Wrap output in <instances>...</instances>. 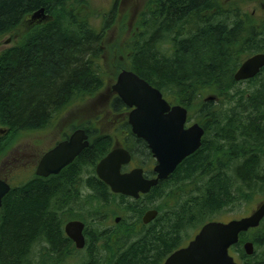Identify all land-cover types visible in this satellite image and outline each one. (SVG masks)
<instances>
[{"label": "trees", "instance_id": "trees-1", "mask_svg": "<svg viewBox=\"0 0 264 264\" xmlns=\"http://www.w3.org/2000/svg\"><path fill=\"white\" fill-rule=\"evenodd\" d=\"M117 1L96 30L75 4L79 0H0V40L42 8L52 18L0 53L1 127L13 134L38 128L70 101L80 103L100 90L103 31ZM256 1L264 6V0H148L124 48L125 69L170 104L195 113L207 130L201 149L137 200L110 193L94 171L92 195L56 191L52 181L39 179L20 184L0 209V264H71L63 259L68 242L60 223L78 216L83 205L89 216L124 218L155 209L160 228H145L137 237L127 230L114 242L89 233L87 254L76 264H161L183 244L188 229L197 231L217 212L264 198V69L244 82L233 79L247 58L264 53V18L255 20L245 11ZM241 83L249 89L235 90ZM133 142L149 159L142 140ZM110 147L106 137H96L82 157L94 170ZM183 183L181 190L173 187ZM168 190L178 192L171 201L177 211L164 204ZM156 199L162 205L143 204ZM247 241L254 244L252 256L242 249ZM262 248L264 220L241 234L231 250L238 253V264H264V251L258 256Z\"/></svg>", "mask_w": 264, "mask_h": 264}, {"label": "water", "instance_id": "water-1", "mask_svg": "<svg viewBox=\"0 0 264 264\" xmlns=\"http://www.w3.org/2000/svg\"><path fill=\"white\" fill-rule=\"evenodd\" d=\"M51 19L45 15L43 8L31 15V20H41L43 23ZM263 69L264 53L255 54L239 66L233 79L237 83L244 82L255 78ZM111 90L128 109H131L128 113V123L132 134L146 143L156 161L153 168L156 177L144 178L140 168L122 174L121 169L130 163L131 155L120 147L112 149L97 163L95 174L110 188L111 193L137 200L160 182L167 180L185 158L197 152L201 148L204 133L198 124L185 130L187 110L180 105L171 106L159 90L132 71L122 70ZM213 100V97L205 99ZM6 131L0 129V134H5ZM85 139L82 131H76L68 141L44 155L36 175H57L88 146V143L84 142ZM9 191L10 186L0 180V209ZM157 215V210H148L143 215V224L152 222ZM263 220L264 201L259 203L249 216L226 223L208 222L185 248L170 254L163 264H238L229 255V250L238 244L241 234L257 229ZM83 229L84 225L78 221L69 222L64 229L66 236L79 250L85 246ZM242 249L246 256L255 253L254 244L250 241L243 243Z\"/></svg>", "mask_w": 264, "mask_h": 264}, {"label": "flooded vegetation", "instance_id": "flooded-vegetation-1", "mask_svg": "<svg viewBox=\"0 0 264 264\" xmlns=\"http://www.w3.org/2000/svg\"><path fill=\"white\" fill-rule=\"evenodd\" d=\"M262 18H264L263 11H262ZM24 22L25 23L23 24H24L25 29H24L23 35H28L35 28L46 24V23H43L41 20H31V16H29ZM11 42L12 41H10V43ZM118 74L113 78L112 82L110 83L103 81L104 82L103 88H104L105 93L102 95H99L98 97L99 102H103L105 105L102 111L106 113L105 114L106 119L105 118L104 119L100 118L96 120L92 119V116L90 114L93 111L92 110V108L94 107L93 103L86 105L87 108L85 109V112L87 113V116H85V119L78 120L75 118L77 107L80 105H83L87 101L91 100L94 96L98 95L99 92H101L99 90L98 92L95 93V95L89 94V96H87L80 103H78L76 99L73 102L70 101L59 113L54 115L55 117L50 118V120L44 122V124H42L38 128L27 129L23 132H18L14 134L5 128L4 130H7L6 133L2 135L0 134V153L1 154H4L7 151V148L11 146L10 143L12 142L13 137L16 136L17 134L19 135L20 134H24V135L35 134L38 136V138L34 142L35 143L34 145L33 144L28 145L31 151L29 154H25L22 156L21 155L16 156L15 158L12 157L11 162L4 161L0 163V180L6 182L10 186V190L20 186V184L28 183L30 181H34L35 179L37 180L39 179V181H42L43 183L52 181L54 184L53 187L56 191L66 190V191H72L76 193L78 190H80L82 195L83 194L92 195L93 186H94L93 171L95 172V169L93 170V167L91 165V160L87 158H83L82 154L85 150H87L89 147L92 146L93 141L96 137H106L110 141L111 147L108 153L112 149L117 148V147L123 148L129 152V154L131 155V161L128 165L122 167L121 169L122 174L128 173L134 169L140 168L143 170L144 178L146 179L155 178L156 175L153 173V168L156 165V161L152 157L146 143L142 140L148 152V154L146 152V156H147L146 158L149 157V159L147 160H145V157H143V155L136 148H133V143H134L133 141H137V140L141 141V139L136 138L132 134L131 126L128 123V113L131 111V109H128L119 100L116 94L113 93L111 90V86L115 83ZM116 101L117 102L120 101V105H118L117 107H115ZM170 105L174 106L172 104ZM187 115L188 117L184 125V129L187 130L190 127H192L194 124H198L204 133L202 137V145H203V140L207 133L204 123L202 124L201 122L190 119L188 110H187ZM68 117H70V119H68ZM76 131H82L84 133L86 137L84 142H87L88 146L73 160L71 164L63 168L57 175H49L47 177L37 176L36 175L37 167L41 159L44 157V155L47 154L49 151L53 150L54 148H56L59 144L68 141L70 137ZM6 138L7 140L2 142V140ZM130 149H132V151ZM33 152H36V153H33ZM195 154L196 152L193 155L185 158L181 162V164L177 166V168L181 166L183 163H185L186 160L192 159V157ZM75 162L77 163L75 164ZM20 175L26 176L25 182H21V183L18 182L17 185H14L10 182L11 180H16V179L18 180L21 177ZM105 186L110 191V188L107 185ZM186 186H187V183H183L182 185L176 184V186H173V187L178 188V190H181L185 188ZM114 195H119V194H114ZM142 218L143 216L139 218L134 217V216L125 217V218L122 216H116V217L114 216H90L88 217L87 221H80V220L78 221L77 219H74L72 217L63 218L62 223L59 222L60 228L63 231L64 238L68 242V247H66L62 252L63 259H65L68 263L76 264L78 261L77 253L83 254L85 252V248L87 244L85 236L94 231L97 232L101 236L109 237L114 242L115 238L118 235L124 234V232H126L127 230L130 231V234L132 233L131 235L134 234L135 237H137L136 235H140V232L145 228L149 227L148 231H152V230L154 231L155 229L160 228L159 223L155 221L156 219H158L157 216L152 222L148 224H143ZM162 220L165 221V219H162ZM73 221L81 222L84 225L83 236L85 239V246L84 248L80 250L76 248L74 242L66 236L65 231H64L66 224H68L69 222H73ZM202 227H200L194 233L193 237L190 238V240L187 243L182 244L177 250L185 248L195 238V236L199 233ZM145 232L147 233V230H145ZM102 245L103 243L96 244L97 250L105 253V249L100 248ZM94 252L95 250H92V253ZM231 252L232 250L230 249L229 255L233 257ZM166 258L164 259V261L166 260ZM81 259L83 258H79V261ZM164 261L161 264H163Z\"/></svg>", "mask_w": 264, "mask_h": 264}, {"label": "rangeland", "instance_id": "rangeland-1", "mask_svg": "<svg viewBox=\"0 0 264 264\" xmlns=\"http://www.w3.org/2000/svg\"><path fill=\"white\" fill-rule=\"evenodd\" d=\"M75 4L78 5L83 14L87 15L88 21L93 25L96 30H99L100 27L103 25L104 19H106L113 7L114 0H79ZM148 0H118L116 3V10L114 14V18L111 21L108 28L103 31V40H102V62L101 67L103 69V81L104 82H112L113 78L122 70H126V62H124V48L128 46L129 39L132 35V30H135L136 23L138 18L140 17L141 13L145 11L147 8ZM262 1H256L253 3H249L245 5V11L249 14H253L255 20H259L262 18V11L264 12ZM25 23V22H24ZM24 24H21L12 34L9 36L4 37L0 40V53L12 47V45L19 41L24 32ZM16 37V39H15ZM9 41L7 44L6 42ZM10 41H12L10 43ZM127 49V48H126ZM103 82V83H104ZM104 85L100 88L98 95L94 96L91 100L87 101L83 105L77 107L76 116L75 118L78 120L85 119L87 113L85 109L87 108L86 105L93 103V108L91 112L92 119H106L105 112L102 111L105 107L103 102H99V95L104 94ZM249 85L246 83L239 84L235 90H248ZM101 93V94H100ZM106 95V94H105ZM99 102V103H98ZM190 119L196 120L195 113H189ZM70 119V117H68ZM0 129H5L0 126ZM38 136L35 134L32 135H24V134H17L13 137L12 142L10 143V147L7 148V151L4 154L0 153V163L6 161L11 162L12 157L15 158L16 156H22L25 154H29L31 151L28 145L35 144L34 142L37 140ZM2 140V139H1ZM6 139L2 140L4 142ZM1 142V143H2ZM36 153V152H33ZM21 176V175H20ZM26 176H21L18 180H11L10 182L14 185H17L18 182H25ZM167 197L164 199V204H166L168 208H172L176 210L177 205L171 203V201L175 202L177 200V191H167ZM186 191L185 193H187ZM264 201L262 197H256L255 200L249 202L248 204H241L235 205L233 208L224 209L220 212H217L213 216L214 221H221V222H228L230 220L239 219L245 216H249L252 211L258 206L259 203ZM178 202V201H177ZM176 202V203H177ZM143 204L147 205H162V200H145ZM86 205H83L80 210H76L78 216L74 219L78 221H87L89 214L86 209ZM177 211V210H176ZM114 217H116L114 215ZM194 226V224H191ZM191 229H188L185 233V241L183 244L187 243L190 238L193 237L194 233ZM188 238V239H187ZM264 248L260 249L258 256L263 253ZM87 252L83 254H78L77 258L79 262V258H83ZM232 256L235 260L238 261V253L232 250Z\"/></svg>", "mask_w": 264, "mask_h": 264}]
</instances>
